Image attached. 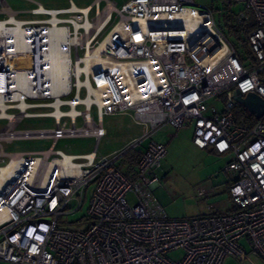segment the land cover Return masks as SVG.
<instances>
[{"label": "built area", "instance_id": "obj_1", "mask_svg": "<svg viewBox=\"0 0 264 264\" xmlns=\"http://www.w3.org/2000/svg\"><path fill=\"white\" fill-rule=\"evenodd\" d=\"M231 2L243 7L237 21L248 14L255 24L245 63L213 11L193 0H129L119 8L110 0L84 8L68 0L67 8L38 5L30 11L43 17L36 20L17 19L0 0L1 262L222 264L245 256L244 239L264 259V117L251 127L238 124L233 100L236 89L264 99V0ZM212 101H220V112ZM117 114L143 128L131 146L138 153L130 178L118 167L126 151L97 155L103 118ZM35 117L52 118L54 127H19ZM165 126L191 128L195 147L227 158L220 173L229 211L166 217L152 195L166 147L152 140L143 146ZM79 137L93 139V150L55 149L59 140ZM30 139L52 146L5 152L4 144ZM93 183L86 212L71 223ZM176 252L182 258L170 259Z\"/></svg>", "mask_w": 264, "mask_h": 264}, {"label": "rangeland", "instance_id": "obj_2", "mask_svg": "<svg viewBox=\"0 0 264 264\" xmlns=\"http://www.w3.org/2000/svg\"><path fill=\"white\" fill-rule=\"evenodd\" d=\"M7 7L14 13H18L19 20H36L43 18L30 13L38 5L47 10L67 8L68 0H5ZM94 0H73L79 8L91 5ZM117 5V8L129 0H110ZM199 7H209L214 14L217 26L226 33L224 17L227 14V5L224 0H193ZM102 6L104 3H101ZM233 14L243 11L241 5H232ZM248 14H246V17ZM6 17L1 11L0 20ZM92 17V14L91 16ZM241 55L245 54L242 40L230 37ZM213 103V101H212ZM214 107L220 112L222 105L220 101H214ZM91 115L96 116L95 108ZM64 119H62V122ZM0 121V127L4 125ZM78 121V125H79ZM103 126L106 131L105 136L100 140L97 155L106 156L113 153L126 151L118 161V167L130 178L136 171L138 147L131 148L134 140H138L142 135L143 128L138 125L130 114H117L105 116ZM21 129L27 130H49L54 127L52 118H26L19 125ZM193 132L191 128L181 129L177 132L165 126L154 133L147 142L153 141L161 143L166 147L165 158L161 161L160 167L155 170V174L160 180V186L152 191L157 204L162 208L166 217L171 219H188L206 215L209 213H223L230 205L229 196L223 186H219L227 178L220 173V170L227 162V158L209 149H198L192 142ZM52 146L50 139H30L16 140L9 144H4L7 153H38L49 149ZM95 141L91 138H70L59 140L55 149L67 154L87 153L93 150ZM128 151V152H127ZM220 173V174H219ZM225 178V179H224ZM207 189L206 195H200V189ZM94 189V183L90 184L83 192L82 208L69 216L71 223L77 221L88 207ZM128 201L132 203L131 196ZM221 210L222 212H214ZM225 212V211H224ZM71 228L78 229L72 225ZM240 245L245 250V256L238 260L227 256L222 264H264V259L252 249L247 240L240 241ZM182 252L170 254L172 260L182 258Z\"/></svg>", "mask_w": 264, "mask_h": 264}, {"label": "trees", "instance_id": "obj_3", "mask_svg": "<svg viewBox=\"0 0 264 264\" xmlns=\"http://www.w3.org/2000/svg\"><path fill=\"white\" fill-rule=\"evenodd\" d=\"M227 5V14L224 17L225 20V29H227L226 33L223 32L224 36L229 40V42L232 44L234 49L237 51V54L239 56V59L241 62L245 63L246 60L249 58V48L246 42L247 35L252 32L255 29V24L253 19L250 16H247L246 18L242 19L241 21L236 20L235 14L232 13L231 7L232 2L231 0H224ZM230 37H234L237 40H242V45L245 49V54L241 55L238 52V49L236 48L235 44L230 40ZM234 117L238 124L246 127L253 126L258 120H256L252 115H250L243 107L237 106L234 109Z\"/></svg>", "mask_w": 264, "mask_h": 264}, {"label": "water", "instance_id": "obj_4", "mask_svg": "<svg viewBox=\"0 0 264 264\" xmlns=\"http://www.w3.org/2000/svg\"><path fill=\"white\" fill-rule=\"evenodd\" d=\"M233 100L256 120H260L264 117V99L257 94L248 93L245 96H242L236 89L233 91Z\"/></svg>", "mask_w": 264, "mask_h": 264}, {"label": "crops", "instance_id": "obj_5", "mask_svg": "<svg viewBox=\"0 0 264 264\" xmlns=\"http://www.w3.org/2000/svg\"><path fill=\"white\" fill-rule=\"evenodd\" d=\"M143 146H145V144H143ZM210 150V152H213V153H215L214 151H212L211 149H209ZM220 174V173H219ZM225 179V178H224ZM219 186H223L224 188H225V190H226V192H227V194H228V191H227V184H226V179L225 180H223L222 181V183H220L219 184ZM202 189H205V188H202ZM206 191H207V189H205ZM230 208H231V201H230V205L228 206V208H226V210H224L225 212H227V211H229L230 210ZM223 211V212H224ZM214 212H222L221 210H214ZM212 213V212H211ZM0 264H8V263H4V262H1L0 261Z\"/></svg>", "mask_w": 264, "mask_h": 264}, {"label": "bare ground", "instance_id": "obj_6", "mask_svg": "<svg viewBox=\"0 0 264 264\" xmlns=\"http://www.w3.org/2000/svg\"><path fill=\"white\" fill-rule=\"evenodd\" d=\"M10 47V46H9ZM17 49H20V47H17ZM59 55H53L52 57H51V61H52V63L53 62H55L56 63V61H57V57H58ZM53 66H54V64H53ZM54 92V91H53ZM16 98L18 99H21L22 100V97H20V96H16ZM20 106H23V102L20 104ZM2 165V164H1ZM3 173H5V171L4 170H2V175H3Z\"/></svg>", "mask_w": 264, "mask_h": 264}]
</instances>
